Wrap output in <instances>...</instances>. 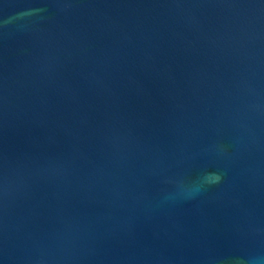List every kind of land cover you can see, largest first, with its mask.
<instances>
[{
	"label": "water",
	"instance_id": "95a60500",
	"mask_svg": "<svg viewBox=\"0 0 264 264\" xmlns=\"http://www.w3.org/2000/svg\"><path fill=\"white\" fill-rule=\"evenodd\" d=\"M0 264H264V0H0Z\"/></svg>",
	"mask_w": 264,
	"mask_h": 264
}]
</instances>
